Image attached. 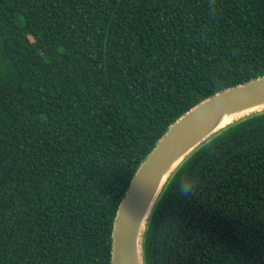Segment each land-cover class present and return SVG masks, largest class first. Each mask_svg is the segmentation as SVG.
Returning a JSON list of instances; mask_svg holds the SVG:
<instances>
[{
    "label": "trees",
    "instance_id": "obj_1",
    "mask_svg": "<svg viewBox=\"0 0 264 264\" xmlns=\"http://www.w3.org/2000/svg\"><path fill=\"white\" fill-rule=\"evenodd\" d=\"M264 75V0H0V264H110L168 127ZM144 264H264V112L164 185Z\"/></svg>",
    "mask_w": 264,
    "mask_h": 264
},
{
    "label": "water",
    "instance_id": "obj_2",
    "mask_svg": "<svg viewBox=\"0 0 264 264\" xmlns=\"http://www.w3.org/2000/svg\"><path fill=\"white\" fill-rule=\"evenodd\" d=\"M262 112L264 75L215 93L174 121L141 162L119 203L111 231L110 264H144L146 224L170 176L212 136ZM229 117L233 119L224 123Z\"/></svg>",
    "mask_w": 264,
    "mask_h": 264
},
{
    "label": "bare ground",
    "instance_id": "obj_3",
    "mask_svg": "<svg viewBox=\"0 0 264 264\" xmlns=\"http://www.w3.org/2000/svg\"><path fill=\"white\" fill-rule=\"evenodd\" d=\"M232 119H233V117L224 118V119H223V121H224V123H226V122H229V121H231ZM224 123H223V124H224Z\"/></svg>",
    "mask_w": 264,
    "mask_h": 264
}]
</instances>
